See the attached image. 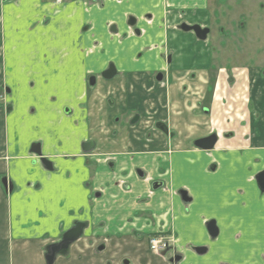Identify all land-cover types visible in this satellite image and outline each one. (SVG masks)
<instances>
[{
  "label": "crops",
  "instance_id": "1",
  "mask_svg": "<svg viewBox=\"0 0 264 264\" xmlns=\"http://www.w3.org/2000/svg\"><path fill=\"white\" fill-rule=\"evenodd\" d=\"M209 10L0 0V264H46L76 222L83 237L53 264H264V60L214 52ZM210 136L212 150L195 146ZM161 230L166 256L146 242Z\"/></svg>",
  "mask_w": 264,
  "mask_h": 264
},
{
  "label": "rangeland",
  "instance_id": "2",
  "mask_svg": "<svg viewBox=\"0 0 264 264\" xmlns=\"http://www.w3.org/2000/svg\"><path fill=\"white\" fill-rule=\"evenodd\" d=\"M65 1L74 3L82 1L104 8L112 2L122 6L128 0H47L51 5ZM206 1L211 13L212 36L210 41L214 52L230 55L234 64L245 60L249 65L257 63L256 59L264 60V0ZM157 235L152 233L148 237L152 238ZM167 235L169 241L170 238L172 240L169 242L171 245L174 240L173 235L170 232ZM155 254L160 255V253ZM251 257L253 258L252 255Z\"/></svg>",
  "mask_w": 264,
  "mask_h": 264
},
{
  "label": "water",
  "instance_id": "3",
  "mask_svg": "<svg viewBox=\"0 0 264 264\" xmlns=\"http://www.w3.org/2000/svg\"><path fill=\"white\" fill-rule=\"evenodd\" d=\"M94 1H99V0H94ZM181 29L185 32L193 31L195 36L200 40H204L207 33H208L207 29H201L199 26H194V27L183 26ZM112 76H113V73L110 70L107 71L103 75V77L107 80L111 79ZM215 143H216L215 136H210L209 138L196 141L195 146L201 150L209 151V150L213 149V147L215 146ZM92 147H93V143H86L83 145V151L88 152L92 149ZM35 153L38 154V156H40L38 150H36ZM41 162L45 166L49 167V163L45 159H41ZM255 181L257 183V187L260 190V192L264 193V171L259 173L258 175H256ZM4 186H5V188H7V186H8L7 183L4 182ZM178 195H179L182 203L188 204L191 202V198L188 196L186 191L180 190L178 192ZM205 227H206V230H207L209 237L211 239H215L218 235V230H217V227L215 225V222L214 221L207 222ZM82 229H83V224L76 223L73 226V228H71L70 230H68L67 232H65L63 234L62 239L59 243L49 246L47 248L46 254H45L46 264H53L55 257L57 255H59L61 253L65 254L64 252L67 250L68 246L70 244L74 243L76 240H78V238L81 236ZM196 252L198 254H202L205 252V249L204 248H197Z\"/></svg>",
  "mask_w": 264,
  "mask_h": 264
},
{
  "label": "flooded vegetation",
  "instance_id": "4",
  "mask_svg": "<svg viewBox=\"0 0 264 264\" xmlns=\"http://www.w3.org/2000/svg\"><path fill=\"white\" fill-rule=\"evenodd\" d=\"M133 22V23H132ZM128 24L130 25V26H134V21L132 20H129L128 21ZM183 26H186V27H194V26H198V25H194V26H187V25H182L181 27H180V29L183 27ZM200 27V26H199ZM201 28V27H200ZM201 29H207V28H201ZM114 29H112V31H113ZM182 30V29H181ZM208 30V33H207V35H206V37H205V39L203 40V41H206L207 39H208V36L210 35V29H207ZM183 31V30H182ZM188 32H193V31H188ZM136 33H138L137 31H136ZM194 33V32H193ZM196 37V36H195ZM197 38V37H196ZM198 39V38H197ZM200 40V39H199ZM211 49H213V48H211ZM214 50V49H213ZM168 60H169V58H168ZM112 71V73H113V76H112V78L114 77V75H115V70H114V68L112 67V66H109L108 67V69L104 72V73H102V75H101V77L104 79V80H107V79H105L104 77H103V75L107 72V71ZM111 78V79H112ZM161 77L160 76H158L157 77V79H160ZM111 79H108V80H111ZM229 80H230V78H229ZM231 81V80H230ZM95 84H96V77H94V76H91V77H89V79H88V86L89 87H94L95 86ZM137 120H138V116L136 115V116H134L133 118H132V121H131V123L132 124H134V123H136L137 122ZM86 143H93V147H92V149L90 150V151H88V152H85V151H83V145L84 144H86ZM94 146H95V144H94V142H92V141H88V142H85V143H83L82 144V151H83V153L84 154H90L93 150H94ZM36 150H38L39 151V145L38 144H34L33 146H32V152L33 153H35V151ZM36 154V153H35ZM39 154H40V152H39ZM37 156H38V154H36ZM38 158L40 159V161H41V159H45V158H42L41 157V155L40 156H38ZM48 163H49V167H47V166H45L42 162V165L46 168V169H48V170H50L51 169V164H50V162L47 160V159H45ZM137 175L139 176V177H143V174L140 172V171H138L137 172ZM157 186H159L158 184H153V186H152V188L153 189H157ZM10 187H9V184H8V187H7V189H9ZM97 196H99V195H96V197ZM76 223H81V224H83V229H82V234H81V236L78 238V240L81 238V237H83V233H84V229H85V227H86V224L85 223H83V222H76ZM76 223H74V225L76 224ZM73 225V226H74ZM73 226L71 227V228H73ZM71 228H69L68 230H70ZM68 230H66L65 232H67ZM64 232V233H65ZM63 233V234H64ZM63 234H62V236H63ZM154 234H162V235H164V237H169L167 234H168V232L167 231H161V232H156V233H154ZM62 236H61V238L58 240V242H56L55 244H57V243H59L60 241H61V239H62ZM149 240H150V238L147 236L146 237V242H147V246H148V249H149V244H148V242H149ZM77 241V240H76ZM75 241V242H76ZM172 240H171V238H170V242H171ZM74 242V243H75ZM174 243H175V239L173 240V242H172V244L171 245H168L167 246V248H166V250L165 251H163V252H161L160 253V255L161 256H166V254L169 252V251H172V249L174 248ZM73 244V243H72ZM72 244H70L69 246H68V248H67V250L64 252V253H66L67 251H68V249H69V247L72 245ZM51 245H54V244H51ZM51 245H49V246H51ZM49 246H47L46 247V250H47V248L49 247ZM99 248H103L102 247V245H100L97 249H99ZM197 248H199V247H197ZM197 248H194V251H195V253H197L196 252V249ZM201 248V247H200ZM150 250V249H149ZM46 254V253H45ZM62 254V253H61ZM198 254V253H197ZM60 255V254H59ZM58 256V255H57ZM56 256V257H57ZM55 257V258H56ZM170 262L171 263H174V262H176L177 260H179V257L178 256H175V255H172V257H170ZM126 262V261H125ZM127 264V263H126Z\"/></svg>",
  "mask_w": 264,
  "mask_h": 264
},
{
  "label": "built area",
  "instance_id": "5",
  "mask_svg": "<svg viewBox=\"0 0 264 264\" xmlns=\"http://www.w3.org/2000/svg\"><path fill=\"white\" fill-rule=\"evenodd\" d=\"M169 238L164 237V235L159 234L150 238L148 244L149 249L153 253H161L166 250L167 246L169 245Z\"/></svg>",
  "mask_w": 264,
  "mask_h": 264
}]
</instances>
